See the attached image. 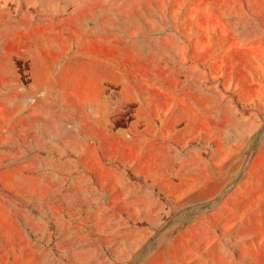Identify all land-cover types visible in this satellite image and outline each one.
Here are the masks:
<instances>
[{
	"label": "rangeland",
	"instance_id": "1",
	"mask_svg": "<svg viewBox=\"0 0 264 264\" xmlns=\"http://www.w3.org/2000/svg\"><path fill=\"white\" fill-rule=\"evenodd\" d=\"M0 264H264V0H0Z\"/></svg>",
	"mask_w": 264,
	"mask_h": 264
}]
</instances>
